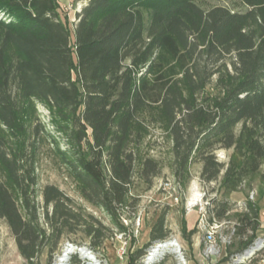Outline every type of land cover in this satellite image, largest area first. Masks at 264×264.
<instances>
[{
  "label": "trees",
  "instance_id": "16d2710c",
  "mask_svg": "<svg viewBox=\"0 0 264 264\" xmlns=\"http://www.w3.org/2000/svg\"><path fill=\"white\" fill-rule=\"evenodd\" d=\"M72 28L59 0H0V216L20 254L37 264L45 248L84 231L100 247L114 229L76 210L58 186L41 191L36 172L41 136H51L83 197L120 232L131 205L135 165L151 187L160 162L141 155L153 122L173 137L174 175L190 176L202 162L205 182L219 181L231 210L234 192L264 197V0H241L246 10L205 9L199 0H81ZM42 104L57 131L37 114ZM217 150H231L228 162ZM42 197V201L40 199ZM237 213L257 228L262 206ZM167 212L150 242L167 237ZM196 229L182 234L192 243ZM129 252L137 264L144 252ZM71 264H83L73 256Z\"/></svg>",
  "mask_w": 264,
  "mask_h": 264
},
{
  "label": "rangeland",
  "instance_id": "374dc122",
  "mask_svg": "<svg viewBox=\"0 0 264 264\" xmlns=\"http://www.w3.org/2000/svg\"><path fill=\"white\" fill-rule=\"evenodd\" d=\"M60 13L62 17L68 21L73 28L76 21V12L81 9L83 2L81 0H59ZM199 3L205 8L210 9L214 6H225L232 10H246V5L241 0H199ZM37 114L40 116L47 129L51 131V135L59 138L61 148L67 147L65 138L59 133L52 122L49 111L42 105H37ZM173 137L162 123L153 122L149 125V132L144 137L140 150L141 155L151 156L160 162L161 172L154 178L150 187L147 182L140 178L141 165H135L133 183L131 193L133 199L131 205L125 207L122 211V221L127 227L126 231L131 233L129 252H134L140 248H144L142 257L149 246L150 230L156 222L161 212H167V225L172 229L171 232L182 234V220L189 218L186 210L187 201L201 191L205 193L207 199L214 200V209L221 210V202L224 201L223 192L220 191V182H205L201 177L202 162L195 159L190 166V176L185 182L180 183V201L177 203L170 194L160 188V183L170 179L178 182L174 175V153H173ZM231 150H217L216 155L221 162H228ZM36 172L38 176V187L40 191L47 185L53 184L62 189L73 200V206L76 210L85 214H93L100 219L105 225L114 230L108 232L109 237L100 247H94L103 258H106L111 264H128V257L121 259L118 256V249L121 246L120 231L111 223L108 215L91 203H89L82 195L81 186L70 175V171L63 161L62 155L53 143L51 136H41L37 153ZM4 176L0 173V180ZM241 201H246L248 191L242 192ZM246 197V198H245ZM42 201V197H40ZM257 201L264 210V197L259 199L256 194ZM237 202H230L231 210L240 209ZM141 215V224L139 233L133 235L135 229V219ZM195 215V213H194ZM126 220V221H125ZM183 236V234H182ZM184 237V236H183ZM185 238V237H184ZM66 241H70L76 245H91V239L86 236L82 229L75 233L65 235L58 248L50 253L45 248L38 259L37 264H53L55 257L63 248ZM190 243V242H189ZM193 257V264L197 262L199 249L189 244ZM93 247V246H92ZM79 256V254H74ZM0 264H28L26 259L20 254L15 236L13 235L8 223L0 216ZM168 264H175L173 258L168 259Z\"/></svg>",
  "mask_w": 264,
  "mask_h": 264
},
{
  "label": "built area",
  "instance_id": "2783aa9c",
  "mask_svg": "<svg viewBox=\"0 0 264 264\" xmlns=\"http://www.w3.org/2000/svg\"><path fill=\"white\" fill-rule=\"evenodd\" d=\"M160 188L170 194L177 203L180 201L179 182L167 179L160 183ZM256 194L257 191L252 190L246 201L237 202L240 209L229 210L223 217L217 215L214 200L207 199L202 191L187 201V212L197 213L193 229H196L195 234L200 239L198 247L200 251L195 264H264V210L260 211L257 218L252 219L258 222L257 228L249 225L242 232L244 221L236 215L249 212L247 203L255 202ZM140 224L141 215L139 214L135 219L134 236L139 233ZM120 238L121 246L118 249V256L125 259L129 255L131 233L120 232ZM73 245H75V252L70 255L67 264H71L74 254H79L78 257L83 264H111L96 252L94 247L87 244L79 246L70 241L64 243L53 264H57L59 256L66 247ZM192 246L194 247V244ZM84 250L85 255L82 253ZM169 258H173L175 264H193L189 242L181 233L170 232L167 237L154 241L146 253L139 258L137 264H168Z\"/></svg>",
  "mask_w": 264,
  "mask_h": 264
},
{
  "label": "crops",
  "instance_id": "0c3cea01",
  "mask_svg": "<svg viewBox=\"0 0 264 264\" xmlns=\"http://www.w3.org/2000/svg\"><path fill=\"white\" fill-rule=\"evenodd\" d=\"M242 195H243L242 192H234L230 196V201H232V202L241 201L243 199V198L241 199ZM194 213H195V215H194ZM188 215H189V218L187 219V227H188V230H192L195 227V224H196L197 213L195 211H193V212L188 213ZM170 230H172V229L170 228ZM184 239L186 241H188L186 238H184ZM199 241H200V239L198 238L197 234H194L192 236V243H191V244H194V248L198 249Z\"/></svg>",
  "mask_w": 264,
  "mask_h": 264
},
{
  "label": "bare ground",
  "instance_id": "6f19581e",
  "mask_svg": "<svg viewBox=\"0 0 264 264\" xmlns=\"http://www.w3.org/2000/svg\"><path fill=\"white\" fill-rule=\"evenodd\" d=\"M74 252H75V245L66 247V249H64V252L59 256L57 264H67L70 255ZM82 253L85 255L86 251L84 250L82 251Z\"/></svg>",
  "mask_w": 264,
  "mask_h": 264
}]
</instances>
